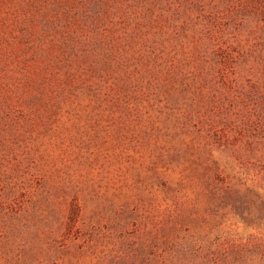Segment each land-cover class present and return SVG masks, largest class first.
<instances>
[{"label":"rangeland","instance_id":"rangeland-1","mask_svg":"<svg viewBox=\"0 0 264 264\" xmlns=\"http://www.w3.org/2000/svg\"><path fill=\"white\" fill-rule=\"evenodd\" d=\"M0 264H264V0H0Z\"/></svg>","mask_w":264,"mask_h":264}]
</instances>
